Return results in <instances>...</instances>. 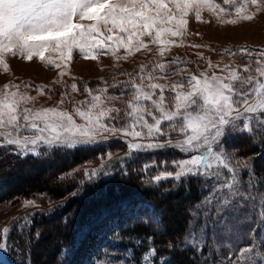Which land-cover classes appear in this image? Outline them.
<instances>
[{
	"label": "snow or ice",
	"instance_id": "6c2138e0",
	"mask_svg": "<svg viewBox=\"0 0 264 264\" xmlns=\"http://www.w3.org/2000/svg\"><path fill=\"white\" fill-rule=\"evenodd\" d=\"M223 5L228 7L216 0H0V70L5 72L9 55L28 62L36 58L56 69L67 68L74 53L85 60L110 53L119 61L156 45L161 57L141 64L135 74H124L126 81L104 80L96 87L71 84L73 93L83 92L88 99L73 104L67 99L68 92H62L59 105L63 108H37L36 97L21 92L20 85L5 84L0 88V149L38 157L42 146L72 149L119 138L128 160L178 151L184 155L159 162L153 158L138 169L149 184L171 180L176 186L197 179L201 189L208 190L189 209L191 218L183 241L168 247L207 248L215 259L206 257L205 264H264L260 236L264 229L257 227L264 225V174L257 175L252 158H239L224 148L234 134L259 136L264 142V49L225 50L246 60L242 69L230 64L221 68L209 60L201 72L199 66L188 69L178 58L164 59L171 46H181L167 37L183 36L190 16L203 22L202 13L207 11L235 25L254 19L249 6L264 11V0H223ZM233 14L235 18L222 19ZM121 49L123 57L117 55ZM50 52L57 58L45 55ZM66 74L61 70L59 77ZM35 90L38 95L46 94L44 87ZM48 94L51 98V90ZM101 159L99 168L84 173L90 181L110 175L117 165L123 169L127 162L119 154L114 159L112 152ZM242 173H247L246 180ZM23 205L39 208L35 199H25ZM237 214L253 225L240 237L250 243L237 246L230 242L229 247L222 233ZM30 223L31 216L26 214L13 227L26 230ZM11 232L12 227L0 229V250L8 248ZM149 255L156 256L155 247L143 255L144 264H150ZM167 259L161 257V264Z\"/></svg>",
	"mask_w": 264,
	"mask_h": 264
},
{
	"label": "rangeland",
	"instance_id": "374dc122",
	"mask_svg": "<svg viewBox=\"0 0 264 264\" xmlns=\"http://www.w3.org/2000/svg\"><path fill=\"white\" fill-rule=\"evenodd\" d=\"M216 2L220 3L223 7H228L223 5V0H216ZM249 13L254 14V19L251 21H239L235 25L217 20L214 15L207 11L202 13L203 22H198L194 16H190L187 30L183 36L167 37V39L181 46H171L170 50L165 53L164 59L172 60L178 58L180 61L184 62L188 69L195 70L199 66L198 70L201 72L205 71L209 60L213 65L219 63L221 68H223L225 64H230L234 67L239 65L242 69L246 60L241 59L239 56L229 55L225 50L245 47L255 50L264 49V11L257 12L255 7L249 6ZM231 18H235L234 14L232 16L224 15L222 17V19ZM145 39L147 40V38ZM197 45L199 47H195ZM149 47L150 50L142 49L134 55L129 56L127 60L120 59L119 61H116L110 53L99 55L97 60H85L79 53H74L73 59L68 62V67L64 69H56L51 65L45 66L44 63L36 58L28 62L19 57H12L9 55L6 57L9 70L7 72L0 70V88H3L5 84L20 85L21 92H27L29 95L37 98L34 105L37 108L58 106L61 93L65 91L68 92L67 99L75 104L79 101L88 99V97L83 92L73 93L70 87L71 84L76 83L79 87L87 83L90 87H96L104 80L109 83L126 81L128 77L124 74H135L141 64L161 59L157 54V46L149 45ZM45 55L51 56L53 59L57 58L56 54L52 52L46 53ZM117 55L121 57L125 56L124 50L121 49ZM201 56L203 59H201ZM61 70L67 73L62 78L59 77V72ZM172 70H175V66H172ZM217 73L220 74L219 70H217ZM185 75H188V73L186 72ZM113 77H115V81ZM57 80H60V83H54V81ZM159 82L165 83V81ZM25 85H28V87H25ZM40 87H44L45 95H38L35 89ZM49 90H51V98L48 94ZM115 94H119V92L115 91ZM32 106L31 104L28 105V107ZM59 106L62 108L64 107L63 105ZM68 110L71 111V105H68ZM74 118L77 120V123H82L78 117L74 116ZM119 142L123 143V140L119 138H110L105 144H110V148H115L118 146ZM0 143H2V141H0ZM85 146L89 145H78L77 147ZM224 148L225 151L230 154H235L233 149L228 145H224ZM54 149L65 150L69 148L53 147L52 149H48L42 146L40 148V153L42 154ZM111 152L114 153L115 151ZM179 154L180 155L177 154L171 157L169 160L184 155L182 153ZM103 156L101 155L94 161H88L76 167L73 176L74 179L82 177L79 182L88 179L84 173L86 171L90 172L93 168H99L103 162L101 159ZM155 160L159 162L161 160H168V158L164 157ZM52 166V164H44L43 167L46 169V167ZM120 169L121 168H119V170ZM125 170L124 168L121 169V173L125 174ZM22 171L24 175L30 172L27 169ZM152 171L155 170L153 169ZM132 172L133 173L130 174L126 171L125 175H128L127 177H130L132 182L136 181L140 183L141 186L173 183L171 180H168L159 184H149L147 183V177L142 172ZM18 173L19 172H16L15 174ZM242 177L246 180L247 173H242ZM44 178L46 177L44 176ZM193 181L198 184L199 198L191 204L190 208L207 195L208 191L207 189H201V181L197 179H193ZM124 184L126 185L127 182ZM33 199L38 202L39 208L25 207L23 205L25 199L0 202V229L6 226L12 227L8 248L0 250V264H18V257L23 255L22 250L28 245L35 264H121V261H124V264H129V262L130 264H136L134 255H137L140 249L142 250L141 244L142 241H145L127 237V235H123L125 233H123L122 229L119 231V228L128 220L135 217L141 219L150 218L154 220V223H157L155 212L151 213V208L147 206V204L142 203L137 209L131 211H126L122 208L112 209L100 215L95 222L87 221L84 219V216L77 214L80 212L78 211L62 219L59 226L57 225L58 228L55 226L56 223L54 220L46 224L42 221L53 215V207L56 201H51L42 197L28 198V200ZM170 202V210H172V213H182L186 205L185 201L170 199ZM26 214L31 216L30 226L26 230L17 231L13 225L17 219ZM127 218L130 219L127 220ZM190 218L189 215V219ZM82 220H84L83 223ZM188 221L177 243L183 241L188 230ZM62 224H65L64 228ZM78 224L82 225L79 231L75 232L74 230L78 227ZM252 227L253 225L250 222L245 221L240 214H237L228 220V230L222 233V238L229 247L231 246L230 242H236L237 246L247 245L250 243V240L246 237L241 240L240 237L244 236ZM257 227L264 229V225H257ZM40 230H43V234L40 233ZM213 231L216 230L214 229ZM47 233L51 235V243L53 244H45L44 241L38 243L40 234L45 235ZM260 236L264 239V230L260 231ZM253 239H255V237H253ZM214 240L215 238H213L212 242H214ZM137 241H140V243L138 244ZM55 243L60 244L58 252L54 250ZM177 243H174V245ZM145 244L146 250L137 258L138 264H144L142 260L143 255L146 252L150 253L152 249L149 238L146 240ZM181 247L191 248L183 244H181ZM201 250L204 251V253H202L199 264H205L206 257L209 260L215 259L207 248H201ZM257 251H260V249H257ZM149 260L150 264H161V260H157L156 263L155 257L151 255H149Z\"/></svg>",
	"mask_w": 264,
	"mask_h": 264
},
{
	"label": "trees",
	"instance_id": "16d2710c",
	"mask_svg": "<svg viewBox=\"0 0 264 264\" xmlns=\"http://www.w3.org/2000/svg\"><path fill=\"white\" fill-rule=\"evenodd\" d=\"M226 145L233 149L237 157L252 158L257 175L264 174V142L259 136L234 134ZM110 147V144H102L65 150L54 149L38 157L33 155L21 157L15 153L14 149H0V202L36 197L56 201L53 215L42 220L45 224L54 220L55 226H59L60 221L69 214L78 211L80 212L77 214L84 216L87 221L95 222L100 215L112 209L122 208L131 211L145 203L151 208V213L155 212L157 223L150 218H127L130 220L121 226L119 231L122 229L125 233L123 235L145 242L151 238V247L156 249V263L161 257H167L166 264H199L202 253H204L201 249L197 251L193 248L168 247L169 243L174 245L177 240L179 242L189 219L190 206L199 198L198 184L193 179L176 186H172L173 183L141 186L136 181L132 182V179L127 177L128 175L122 174V168L119 165L113 168L110 175H101L92 181L84 179L79 182L82 177L79 179L73 177L76 167L85 162L94 161L104 153L111 151H115L114 159L116 154H119L121 158L127 160L123 168L130 174L133 173L132 171L138 172L144 161L164 157L169 160L177 154L180 155L179 152L167 150L128 160L124 157L126 150L124 143L119 142L117 147ZM44 164L53 166L44 169ZM24 169L30 172L24 175L22 171ZM16 172L19 173L15 174ZM125 182H127L126 185ZM73 192H77V195L73 196ZM170 199L186 202L182 213H172ZM81 225L78 224L74 231L78 232ZM64 226L65 224H62L63 228ZM40 233L43 234V230H40ZM42 234H40L38 243L44 241L45 244H53L50 234ZM145 242L142 241V250L140 249L138 254L134 255L136 264H138L139 255L146 250ZM59 247L60 244L55 243L54 250L58 252ZM30 252L28 245L22 250L23 255L18 257V264H35Z\"/></svg>",
	"mask_w": 264,
	"mask_h": 264
}]
</instances>
